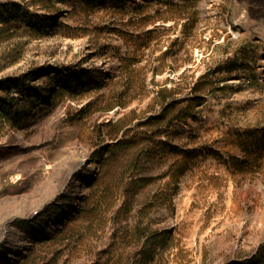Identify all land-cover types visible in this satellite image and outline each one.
<instances>
[{
    "label": "rangeland",
    "instance_id": "obj_1",
    "mask_svg": "<svg viewBox=\"0 0 264 264\" xmlns=\"http://www.w3.org/2000/svg\"><path fill=\"white\" fill-rule=\"evenodd\" d=\"M260 12L247 0H0V80L24 74L41 98L0 115V264H264ZM62 64L70 77L47 83L43 69ZM164 99L188 113L157 136L159 154L103 163L120 127L153 147L147 119ZM147 223L170 232L149 258L147 234L133 236Z\"/></svg>",
    "mask_w": 264,
    "mask_h": 264
},
{
    "label": "trees",
    "instance_id": "obj_2",
    "mask_svg": "<svg viewBox=\"0 0 264 264\" xmlns=\"http://www.w3.org/2000/svg\"><path fill=\"white\" fill-rule=\"evenodd\" d=\"M3 19H6L5 17ZM131 61L129 59L125 60V65L123 66V70L127 71L129 74H133L134 71L137 72V69L130 68ZM72 64H62L56 66H46L43 70L49 71V76L47 79V83L52 84L56 79H59L60 82L65 83V79L70 77L73 70ZM77 75V73H75ZM26 75L22 74L19 76H7L0 80L1 86L10 85L11 87L18 88L19 94H6L0 96V115L3 117L9 116L11 113H15L16 109V101H22L23 107L28 103L26 100L29 98L33 99H41L40 97H36V90H31L32 87L28 85ZM59 85V84H57ZM46 86V85H45ZM31 90V92H30ZM28 96V99L26 98ZM163 110L157 115L148 116L147 123L157 122L150 130V138L149 141L152 143L156 142L157 136H161L163 134L164 129L170 128L175 121L183 122L186 121L187 108L182 107L180 109L175 110L173 102H168L167 99H164ZM10 119V118H9ZM161 120V121H160ZM122 127L117 128L116 132L122 131ZM119 134L117 136V142L108 149L109 155L105 158L103 163H108V161L112 162L117 160L119 156L124 153V161L127 165L133 166V168L143 167V163L152 155L157 156L159 153L155 151V148L159 147L161 143H154L153 147L141 145V140H136L134 136L129 137L126 133L123 134L122 137L119 138ZM149 147V148H148ZM162 153H166V151H161ZM176 165L175 168L172 169L173 177H177L183 173V167L185 165V161L181 160L180 162L174 161ZM125 165V166H126ZM182 169V172H181ZM152 224L147 223L144 228L140 226L134 230L133 236L142 240V236L147 234V239L144 241V245L142 247V256L149 258L153 256L157 249L158 244L166 243L169 239V230L168 229H158L153 228ZM143 229V230H141ZM116 264H121L117 262Z\"/></svg>",
    "mask_w": 264,
    "mask_h": 264
},
{
    "label": "bare ground",
    "instance_id": "obj_3",
    "mask_svg": "<svg viewBox=\"0 0 264 264\" xmlns=\"http://www.w3.org/2000/svg\"><path fill=\"white\" fill-rule=\"evenodd\" d=\"M247 1L258 5L261 8V12L264 14V0H247Z\"/></svg>",
    "mask_w": 264,
    "mask_h": 264
}]
</instances>
